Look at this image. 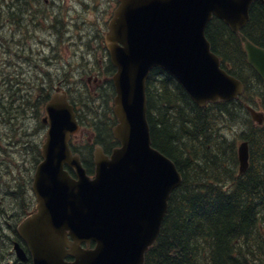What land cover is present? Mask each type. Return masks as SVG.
<instances>
[{"label": "water", "instance_id": "obj_1", "mask_svg": "<svg viewBox=\"0 0 264 264\" xmlns=\"http://www.w3.org/2000/svg\"><path fill=\"white\" fill-rule=\"evenodd\" d=\"M118 1L106 43L117 68L113 135L121 147L109 156L97 145L95 176H89L69 146L80 130L75 107L66 93L52 97L44 118L50 125L44 160L33 180L38 205L18 227L33 264H145L170 196L183 181L176 165L152 144L146 85L151 71L161 68L173 76L201 107L237 99L245 90L211 50L206 30L214 17L239 35L250 64L264 79V49L240 33L251 4L264 5V0ZM249 111L263 123V114ZM239 161L240 172H246V142L239 147ZM15 248L18 259L27 261L21 246Z\"/></svg>", "mask_w": 264, "mask_h": 264}, {"label": "trees", "instance_id": "obj_2", "mask_svg": "<svg viewBox=\"0 0 264 264\" xmlns=\"http://www.w3.org/2000/svg\"><path fill=\"white\" fill-rule=\"evenodd\" d=\"M250 17L244 33L264 47V7L254 3ZM207 37L212 50L222 53L225 68L246 84V93L235 102L200 108L171 76L160 69L151 73L147 89L153 144L175 162L183 184L170 199L146 264H264V126H255L245 111L246 103L264 110V83L242 56L239 38L223 21L214 19ZM42 97L39 103L48 99L46 93ZM93 99L87 97L88 102ZM19 100L11 95L1 104L7 113L8 108L21 107ZM111 109L87 108L100 142L113 140ZM240 140L249 142L251 154L243 175L238 169ZM72 147L83 152L75 143ZM40 154L39 149L37 163ZM84 156L92 172V156ZM30 208L29 202L26 210Z\"/></svg>", "mask_w": 264, "mask_h": 264}, {"label": "rangeland", "instance_id": "obj_3", "mask_svg": "<svg viewBox=\"0 0 264 264\" xmlns=\"http://www.w3.org/2000/svg\"><path fill=\"white\" fill-rule=\"evenodd\" d=\"M1 1L4 2V4L11 2V0ZM14 1L16 0H13V2ZM107 1L109 2L108 6L104 5L103 0H79V2L82 3L81 5L78 3V0H67V4L71 7L69 12L71 14V23L68 25V35H70V37H68V39H71V41L75 43V46L81 45L83 41L82 38L89 36V33H87V31L90 30L89 26H93V29L96 26L105 27L106 17L112 12V7L114 8L115 6L113 0ZM51 3V0H44V3L40 4L39 7L42 11H47V6ZM5 8L7 9V6H5ZM61 10L62 8L59 7V9H55V13ZM7 18L8 11L4 13L0 11V20L5 21L0 22V201H2L0 204V264H16V261L13 260V256L10 255L11 252L8 250V243L10 245L11 242H15L16 239L9 234L7 229L9 225L12 226L14 224L18 216L17 212L20 211V202L23 201V206L26 208L31 195L27 193L25 196L23 195L21 200L19 196L15 197V193H12V190L17 185H22L23 187L26 185L28 191L31 190L30 182L34 173L33 166L37 165V154L42 142L45 141L46 130L42 129L39 121L35 122L34 119L31 118V116L35 115V112L39 114L40 111L38 112L37 108L29 110L25 106L27 101H31L32 105L38 103L35 99L34 86L40 84V81L36 79V62H41L43 58L42 55H40L42 51L40 47L41 39L37 37L30 39L29 33H25L27 29L25 27L19 28L17 24H15L13 28L15 33L13 30L9 31L10 25L6 22ZM26 19L31 22L28 15H26ZM38 25L41 26L42 23ZM41 27L46 30L48 28V26L44 24ZM3 28L6 30L5 32L1 31ZM93 29L91 30L93 31ZM31 41L33 42L32 49L28 47ZM68 41L65 45L64 43L60 44L63 49H55L54 57H56L58 61L64 62L68 58L72 60L71 51L74 52V47L72 42L70 47ZM101 41H103V38L100 42ZM50 42L55 43V38L51 37ZM91 47L92 45H88L87 50H90ZM45 50L47 54L44 55V58L50 57V52L47 51V49ZM76 51H78L77 47ZM88 57L91 59L90 56ZM92 61L94 64L99 62L98 59H92ZM48 62L49 61L45 62L44 65H47ZM76 63L78 64L79 61ZM63 76L64 74L62 73L60 75L61 80ZM94 76L95 75H92L91 77ZM39 77H41V75H39ZM88 78L89 77L86 76V80L71 81V84H74V88L71 87V89L74 90L71 92V98L73 103L77 106L80 118L84 123V128H82L81 132L77 135L78 140H75L78 147L87 146V141L94 139L93 132L95 128L93 127V119L92 116L88 114L87 108L93 107L97 110L104 109L106 111L107 109L110 110L112 103L111 92L109 91V95L104 92V106H102V102L99 103L100 96L97 92H99L98 90L101 89V85H103L104 82L102 80L95 82L92 81V78L88 81ZM26 79H28V81H26ZM76 82H78L79 85H77ZM28 83H30V85ZM44 84L50 85L51 78L45 76ZM77 86L82 89L79 88L78 94L76 95L75 89L78 88ZM39 89L40 86L37 87L36 93H38ZM86 92L92 99L95 98L93 102H88L87 97L89 96ZM44 93L46 92L44 91ZM50 94L51 92L49 95ZM11 95L20 97V100L17 102L21 107L16 110L8 108L6 113V108L1 102L5 97L9 100ZM3 113H6L5 117H2ZM108 117L109 119L112 118L111 114H109ZM104 119H107V116H104ZM235 129L238 130V127L235 126ZM31 132L33 133L31 134ZM216 133H218V131ZM102 142L104 143V140ZM240 143L241 141H239L237 145ZM88 152L89 150L84 151L86 154H88ZM4 191L8 196L3 201ZM30 192L32 193V191ZM28 195L29 198H26ZM8 254L10 256H8Z\"/></svg>", "mask_w": 264, "mask_h": 264}, {"label": "flooded vegetation", "instance_id": "obj_4", "mask_svg": "<svg viewBox=\"0 0 264 264\" xmlns=\"http://www.w3.org/2000/svg\"><path fill=\"white\" fill-rule=\"evenodd\" d=\"M113 1L115 3V6L114 8L112 7V12H110V14L106 17L105 27L103 28L102 26H96L93 29V26H89L90 30L87 31V33H89V36L83 37L82 44L77 46H75V43L72 42L71 39H68V37H70V35H68V25H70L69 23H71V14L69 13L71 7L67 4V0H51L52 3L47 6V11H42L39 7L40 4L44 3V0H16L14 2L13 0H11L10 3L6 4H4V2L0 0V11L1 13L8 11V18L6 22L10 25V29H8L9 31L13 30L15 24H17L19 28L25 27L27 29L25 33H29L30 39L34 37L41 39L40 47L42 51L40 55H42L43 58L41 62H36V78L39 75H41L42 78L45 74L51 75L52 78L58 80V83L54 85L53 88L59 86L60 81H63L64 84L61 83L63 86L62 88L67 91L69 100L71 102V86H66L65 84L67 78L70 79V81L71 79L86 80V76H88V81H90V79L92 78L96 82L99 80H111L112 78L111 73L113 70H115V68L109 60L106 46H104L103 41L100 42V40L103 36L105 37L104 34L108 29L109 22L112 19L113 13L117 7V1ZM103 2L104 5H109V2L107 0H103ZM78 3L80 5L82 4L81 2H79V0ZM5 6H7V9L5 8ZM59 7H61L62 10L58 13H55V9H59ZM26 15H28V17L31 19V22L26 19ZM2 21L3 20H0V22ZM39 23L48 26L47 30L41 27L42 25H38ZM91 29H93V31ZM1 31L5 32L6 30L3 28L1 29ZM13 31L15 33V30ZM51 37L55 38V43L50 42ZM67 41L70 47L71 42L73 43L72 45L74 47V52L71 51L72 60L68 58L61 64V62L58 61L56 57H54V51L55 49H63L60 44L64 43L65 45ZM88 45H92V48L89 51L87 50ZM28 47L32 49V41L29 43ZM76 47L78 51H76ZM45 49L50 52V57L48 58H44V55L47 54ZM88 56H90L91 59ZM92 59H98L99 62H96L94 64ZM76 60L79 61L78 64L76 63ZM45 61H50V63L53 64L52 67L49 69H44ZM62 73L64 74V76L63 79L60 80V75ZM92 75L95 76L91 77Z\"/></svg>", "mask_w": 264, "mask_h": 264}, {"label": "bare ground", "instance_id": "obj_5", "mask_svg": "<svg viewBox=\"0 0 264 264\" xmlns=\"http://www.w3.org/2000/svg\"><path fill=\"white\" fill-rule=\"evenodd\" d=\"M242 187V186H241Z\"/></svg>", "mask_w": 264, "mask_h": 264}]
</instances>
